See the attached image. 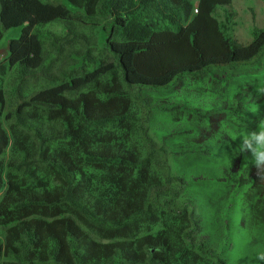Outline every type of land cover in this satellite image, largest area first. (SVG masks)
I'll use <instances>...</instances> for the list:
<instances>
[{"label": "trees", "instance_id": "16d2710c", "mask_svg": "<svg viewBox=\"0 0 264 264\" xmlns=\"http://www.w3.org/2000/svg\"><path fill=\"white\" fill-rule=\"evenodd\" d=\"M66 1L82 13L0 0V42L21 29L0 61V264H229L195 238L178 160L224 166L206 181L238 204L250 264L264 181L239 144L264 126V28L228 35L214 13L233 0ZM156 111L193 122L160 141Z\"/></svg>", "mask_w": 264, "mask_h": 264}, {"label": "rangeland", "instance_id": "374dc122", "mask_svg": "<svg viewBox=\"0 0 264 264\" xmlns=\"http://www.w3.org/2000/svg\"><path fill=\"white\" fill-rule=\"evenodd\" d=\"M44 1H52L55 4H66L73 12L82 13L81 9H77L76 7L71 8V5L66 0ZM215 16L226 26L228 35H231L238 43L246 45L252 40L255 29L264 28V0H233L230 6L219 7L215 12ZM20 33V28L4 33L5 38L0 42V61L7 55L10 40L19 37ZM103 43L104 37L102 39ZM174 99L177 100L176 97ZM189 100V105L200 106L198 98H189ZM204 109H206V105ZM204 112L206 114V111ZM179 113L181 114V112ZM192 113L185 111L184 120L179 122L174 120V117L172 118L169 114L156 111L155 114H150L147 117V126L153 130L152 134L156 138L157 135L154 134V131H159L161 141L163 134L169 135L171 133L170 128L183 126L182 123H186V126H191ZM192 126L195 125L192 123ZM186 138L169 136L166 143H182ZM169 164L174 167L176 175L184 178L185 181H189V184L187 182L184 183L187 186L183 187L181 192L184 196L183 203H188L189 207L195 206L196 218L200 228V230L195 232L196 240L205 242L209 250L218 252L229 264H244L247 255L249 233L241 223L238 204H234L228 208L227 206L229 205L225 201L223 205H220L219 194L226 190V185L218 181H206V176L209 178L211 176L214 178L220 177L224 171V166L216 161L208 164L209 168L205 166L202 168L201 173L200 171L197 173V169L194 172L190 168L192 163H189L188 160H178L176 162H169ZM201 176H205V181H195V177L199 178ZM240 196H243V193ZM235 202L238 203L239 201ZM250 256L252 258L250 264H260L256 260L255 254L251 252Z\"/></svg>", "mask_w": 264, "mask_h": 264}, {"label": "clouds", "instance_id": "9594fccd", "mask_svg": "<svg viewBox=\"0 0 264 264\" xmlns=\"http://www.w3.org/2000/svg\"><path fill=\"white\" fill-rule=\"evenodd\" d=\"M196 11L197 10L195 9V12ZM215 18L217 17L215 16ZM257 95L264 96V88L258 89ZM240 137L241 141L239 148L241 154H251V162L257 169V176L259 180L264 181V126L258 125L256 130L246 132ZM256 260L259 261L260 264H264V251H259L256 253Z\"/></svg>", "mask_w": 264, "mask_h": 264}]
</instances>
